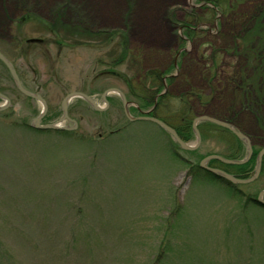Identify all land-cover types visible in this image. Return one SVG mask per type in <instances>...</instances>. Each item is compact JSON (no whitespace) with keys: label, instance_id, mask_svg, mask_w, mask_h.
<instances>
[{"label":"rangeland","instance_id":"obj_1","mask_svg":"<svg viewBox=\"0 0 264 264\" xmlns=\"http://www.w3.org/2000/svg\"><path fill=\"white\" fill-rule=\"evenodd\" d=\"M198 6V0H0V49L57 116L72 91L104 106L103 91L122 88L125 75L133 105L153 106L151 116L169 124L186 118L190 125L230 110L226 86L211 76L204 86L195 66L229 40L224 17L192 23L208 41L186 40L179 24L193 9L204 14ZM53 28L60 40L76 33L77 42L65 41L58 58L29 54L21 40ZM123 49L126 58L117 62ZM156 69L163 71L162 87L150 95L147 87L156 83L142 74ZM259 73L249 71L254 78ZM192 89L199 95L189 99ZM0 92L10 102L0 111V264H264V207L253 201L264 189V164L256 180L237 185L192 168L206 155L227 153V132L199 122L201 143L191 153L154 123L128 121L115 93L103 111L74 99L73 134L38 131L28 125L40 104L16 89L1 61ZM237 109L230 116L241 132L259 135L254 116ZM186 142L193 144L195 135ZM253 145L260 150L264 143Z\"/></svg>","mask_w":264,"mask_h":264},{"label":"trees","instance_id":"obj_2","mask_svg":"<svg viewBox=\"0 0 264 264\" xmlns=\"http://www.w3.org/2000/svg\"><path fill=\"white\" fill-rule=\"evenodd\" d=\"M198 3L199 6L196 7L198 8L197 10H203L204 14L201 15L200 13H197L196 15V13H194L195 9H193L192 11L187 12L185 20L182 23H179L180 26L183 27V34L185 36V39L190 40L191 42L194 41V43L197 41H208L209 37L205 36L202 33V30L195 29L194 24L192 23L200 24L203 21L212 25L214 15L220 13L222 17H224V31L226 32L229 40L221 43L222 47L220 46L218 52L215 51L213 55H210L208 60L203 62L201 61V63L199 61L198 63L195 62L196 72H201V77L203 75L202 78L206 82L204 83V86H207V76H211L213 78L211 81L217 80V84L223 83L226 86V89L229 92L228 105L230 106V110L225 115L230 116L233 113L234 115H236L237 113H235L236 111L234 112V110L235 108L239 107V109H237L239 112L240 110H245L254 116L260 130L259 135H254V137L248 136L250 142H252L251 144L253 152L247 162L239 165H231L224 164L216 159H211L208 162V165L217 163L219 164V166L215 167H219L238 178H248L253 174L256 157L259 151L253 145V143H264V100L260 97L261 93L264 91L262 89V85H264V0H198ZM245 3H253V9L251 11L238 12V9H241V6H243V4ZM171 14L172 13H170L169 16ZM200 15L203 16V19ZM169 21L170 23H172V25H174V23L176 24V22H172L170 19ZM93 34L97 35L96 33ZM123 34L122 42H124V40L126 39L125 35ZM113 38H115V36L110 35V39ZM126 49H123V51H121V59L117 62H120L126 58ZM180 53L181 52H179V55H181ZM183 54L184 55H182V58L185 59L186 54ZM188 58L190 59L191 57L188 56ZM173 65L174 63L170 62L169 67L173 68ZM158 70L159 69H156V71H154V75L148 74L147 76L151 78L152 82L156 83V86L152 84L147 87V89L153 88L149 90V92H151L150 95L158 92V90H161L162 87V79L160 77V73L163 71ZM250 70L254 74L260 72V75L258 77L255 76V78L252 77V75L249 74ZM202 72H204L205 74H202ZM171 79L174 80L175 78ZM185 85V80L183 78L182 87L185 88ZM186 93H188V96L186 94H182V96L179 97L186 98L187 96L190 99L195 97L196 95H199V92H194L193 89L192 92L189 91ZM167 94L168 93L165 92L157 96V109L161 107L160 102L163 100V98L166 99L168 97ZM154 112L157 113V110H155ZM154 112L152 114H154ZM210 115H213L214 118L226 121L232 124L237 130L242 131L238 124L234 122L233 118H231V116L230 119L225 117V115ZM155 116L174 128L183 141H190L194 137L192 126L191 124L189 125L186 118H182L179 124L173 125L169 124L167 120H165L163 117H160L158 114H155ZM184 121L186 122L184 123ZM206 124L215 127L218 130L227 132L232 137V146L227 149L226 154L221 155L229 159H242L246 155V148L244 144L240 140H238L232 132L210 122H206ZM28 127L32 128L29 125ZM198 129L201 133L199 124ZM161 130L163 131V129ZM200 135L202 137V134ZM255 139L258 141H255ZM174 144L177 146L176 143ZM196 151L197 150H192L190 152L193 153ZM263 164L264 156L261 163V170ZM192 168L194 170H201L204 173L213 176L208 171L202 169L198 164L192 165ZM213 177L216 179L219 178L216 176ZM253 201L256 202L255 199H253ZM256 204L263 206L259 203Z\"/></svg>","mask_w":264,"mask_h":264},{"label":"water","instance_id":"obj_3","mask_svg":"<svg viewBox=\"0 0 264 264\" xmlns=\"http://www.w3.org/2000/svg\"><path fill=\"white\" fill-rule=\"evenodd\" d=\"M0 60H2V62L5 64V66L7 67L17 89L24 94L25 96L28 97H32L34 99H36L40 104H41V112L40 114L34 119L33 121V125L35 128H41V129H56L58 128V125L56 123L54 124H46V125H40L39 124V120L40 118H42V116L45 114L46 112V103L43 100V98L37 94H33L30 93L29 91H27L26 89H24V87L22 86L20 79L13 67V65L0 53ZM109 93H117L118 95H120L121 99H122V103H123V109H124V114L126 115L127 119L129 121H135V120H140V121H148L151 123H154L156 125H158L160 128H162L171 138L173 141H175L178 146L183 149V150H187V151H192L195 150L199 147L200 143H201V135L200 132L197 128V125L199 122L202 121H206V122H210L212 124H215L219 127L225 128L227 130H229L230 132H232L235 137L240 140L245 148H246V155L244 158L242 159H229L226 157H223L221 155H217V154H209L207 156H205L204 158L201 159V161L199 162V166L201 168H203L204 170L208 171L209 173H211L212 175L219 177L223 180H225L226 182L230 183V184H247V183H251L254 180H256L260 174V169H261V163H262V159L264 156V146L258 151L257 157H256V162H255V166H254V172L253 174L248 177V178H238L222 169L219 168H212L209 167L207 165L208 161L211 159H216L224 164H231V165H239V164H243L245 162H247L253 152L252 149V145L251 142L248 138V136H246L244 133H242L241 131L237 130L232 124L223 121L221 119H217L214 117H210V116H206V115H201L198 116L196 118L193 119L192 121V130L193 133L195 135V142L193 144L187 143L185 141H183L179 135L177 134V132L175 131L174 128H172L171 126H169L168 124H166L164 121L160 120L159 118H156L154 116H148V115H140V116H131L129 111H128V104L127 101L125 99L124 94L117 88H110L105 90L102 95H101V100L105 103V105H107V99L106 96ZM74 97H79L84 99L85 101H87L95 110H100V107L98 106V104L96 103V101L89 95L82 93V92H71L69 94H67L64 99L62 100V111H63V115L61 117V120H65L68 119V113H67V105L68 102L74 98ZM0 98L3 99L5 101L4 105H0V111L4 110L6 107H8V105L10 104L8 97H6L4 94L0 93ZM256 201L264 206V189L259 191L257 197H256Z\"/></svg>","mask_w":264,"mask_h":264},{"label":"flooded vegetation","instance_id":"obj_4","mask_svg":"<svg viewBox=\"0 0 264 264\" xmlns=\"http://www.w3.org/2000/svg\"><path fill=\"white\" fill-rule=\"evenodd\" d=\"M62 27V26H61ZM75 27L74 25L71 26V29L74 30ZM59 28V27H57ZM57 28H53L51 29V35H47V34H44L43 35H37V36H30V37H26L24 40H21V43L24 42V47H26V50L28 51L29 54H32V55H40V54H45V55H48L50 57V59H54V58H58V56L60 55L61 51H62V48L67 45V43L65 41H68L69 43H73V42H77V34H63L62 35V39L60 40L58 38V31H57ZM76 30V29H75ZM46 35V36H45ZM48 36V37H47ZM84 42V41H82ZM0 53L12 64V62L7 58V56L4 55V53L1 51L0 49ZM2 62V60H0ZM2 64L5 66V64L2 62ZM6 67V66H5ZM7 69V67H6ZM8 70V69H7ZM9 72V71H8ZM111 74H116L115 72L113 71H110ZM10 74V73H9ZM103 74V72H100L99 75ZM140 75V74H139ZM144 77L145 76H148V73H143L142 74ZM11 76V75H10ZM120 76V75H119ZM121 77V76H120ZM12 79V77H11ZM123 80V87L120 89L117 88V87H109L107 89H110V88H117L119 89L125 96V99L127 101V104L128 106H133L137 112H139L138 115H132L134 117L136 116H140V115H148V116H151L152 115V110L154 109L153 106H151L149 109L147 110H143L141 105L139 104H136V105H133L131 103L130 100L127 99L126 97V94H127V89L129 90L128 86L130 85V81L128 78L125 77H122L121 78ZM13 81V79H12ZM14 82V81H13ZM21 84L22 86L24 87V89H26L27 91H29L30 93H33V94H37L39 96H41L43 98V96L41 95V93L37 90V89H31V88H28L27 86H25V84L22 83L21 81ZM15 85V83H14ZM128 85V86H127ZM16 87V85H15ZM17 89V87H16ZM106 89V90H107ZM150 89H153V88H150ZM18 90V89H17ZM19 91V90H18ZM20 92V91H19ZM72 92H82L80 90H77V91H72ZM104 92V91H103ZM164 92V91H163ZM21 93V92H20ZM71 93V92H69ZM67 93V94H69ZM84 93V92H83ZM22 94V93H21ZM66 94V95H67ZM89 96H91L93 99L94 97L92 95H90L89 93H85ZM116 94V93H115ZM24 95V94H22ZM65 95V96H66ZM102 95V94H101ZM110 95L111 93H109L107 96H106V99H107V105H104V106H101L95 99V101L97 102L98 106L100 107V110H96V111H103L105 108H108V106L110 105V101H109V98H110ZM118 95V94H117ZM25 96V95H24ZM64 96V97H65ZM27 98H29L30 100L40 104L36 99L32 98V97H28V96H25ZM64 97L62 98V100L64 99ZM137 97V96H136ZM139 97H141L139 95ZM74 99H80L82 101H84L85 103L89 104L87 101H85L84 99L82 98H79V97H74L72 98L69 102H68V105H67V113H68V117H69V120L68 119H65V120H61V117L63 115V111H62V100L61 102L59 103V109H60V112L61 114H59L58 116L56 115V113H54L51 108L49 107L48 103L45 101V99L43 98V100L45 101L46 103V112L45 114L42 116V118H40L39 120V124L40 125H46V124H54L56 123L58 125V128L56 129H41V128H35L34 125H33V121L34 119L40 114H36L35 117H33L30 125L35 129V130H38V131H51V132H61V133H64L65 135H69V134H73L76 132L77 128H78V124L76 122V120H73L72 117L70 116L69 114V111L71 109V102L74 100ZM101 100V98H100ZM147 100V99H146ZM119 101L121 102V105H122V109H123V103H122V99L121 97L119 96ZM148 101V100H147ZM90 105V104H89ZM41 106V104H40ZM91 106V105H90ZM92 107V106H91ZM93 108V107H92ZM94 109V108H93ZM95 110V109H94ZM130 110V109H129ZM128 110V111H129ZM123 112H124V109H123ZM130 113V111H129ZM125 115V114H124ZM131 115V114H130ZM126 117V115H125ZM127 118V117H126ZM128 120V119H127ZM129 121V120H128ZM135 121H140V120H135ZM135 121H130V122H135ZM255 203H258L257 201Z\"/></svg>","mask_w":264,"mask_h":264}]
</instances>
